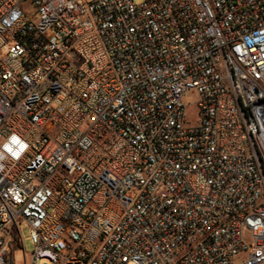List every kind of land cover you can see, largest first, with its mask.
Returning a JSON list of instances; mask_svg holds the SVG:
<instances>
[{
	"label": "built area",
	"instance_id": "1",
	"mask_svg": "<svg viewBox=\"0 0 264 264\" xmlns=\"http://www.w3.org/2000/svg\"><path fill=\"white\" fill-rule=\"evenodd\" d=\"M263 153L264 0H0V264H264Z\"/></svg>",
	"mask_w": 264,
	"mask_h": 264
},
{
	"label": "rangeland",
	"instance_id": "2",
	"mask_svg": "<svg viewBox=\"0 0 264 264\" xmlns=\"http://www.w3.org/2000/svg\"><path fill=\"white\" fill-rule=\"evenodd\" d=\"M139 1V0H138ZM198 101V95L196 93L190 94L185 98L186 104H191L192 109L189 111V118L191 120H195L196 114H197V107L195 106V103ZM262 160L264 164V153L262 154ZM22 236L24 240V246L25 251L28 255H31L34 251V244L31 238L30 229L26 225H22L21 227ZM14 258L19 264L24 263V251L22 250H15L14 252ZM38 264H53L49 259L44 258L41 259Z\"/></svg>",
	"mask_w": 264,
	"mask_h": 264
},
{
	"label": "clouds",
	"instance_id": "3",
	"mask_svg": "<svg viewBox=\"0 0 264 264\" xmlns=\"http://www.w3.org/2000/svg\"><path fill=\"white\" fill-rule=\"evenodd\" d=\"M12 142L13 143H16V144H19L20 143V141L16 137H13L12 138ZM25 147H26V145L21 144L20 145V150L22 151Z\"/></svg>",
	"mask_w": 264,
	"mask_h": 264
},
{
	"label": "trees",
	"instance_id": "4",
	"mask_svg": "<svg viewBox=\"0 0 264 264\" xmlns=\"http://www.w3.org/2000/svg\"><path fill=\"white\" fill-rule=\"evenodd\" d=\"M262 168H263V172H264V164H263V162H262Z\"/></svg>",
	"mask_w": 264,
	"mask_h": 264
}]
</instances>
